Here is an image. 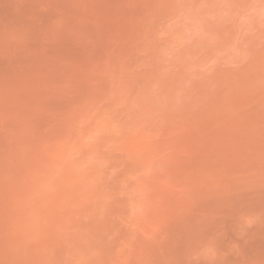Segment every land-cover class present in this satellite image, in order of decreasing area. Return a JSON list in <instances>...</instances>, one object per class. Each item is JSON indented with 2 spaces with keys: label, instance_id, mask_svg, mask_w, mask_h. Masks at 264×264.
<instances>
[{
  "label": "rangeland",
  "instance_id": "374dc122",
  "mask_svg": "<svg viewBox=\"0 0 264 264\" xmlns=\"http://www.w3.org/2000/svg\"><path fill=\"white\" fill-rule=\"evenodd\" d=\"M0 264H264V0H0Z\"/></svg>",
  "mask_w": 264,
  "mask_h": 264
}]
</instances>
